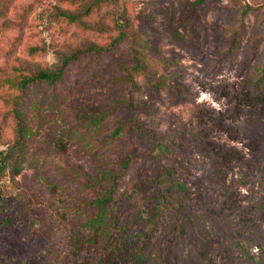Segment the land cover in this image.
I'll return each mask as SVG.
<instances>
[{"label": "rangeland", "instance_id": "1", "mask_svg": "<svg viewBox=\"0 0 264 264\" xmlns=\"http://www.w3.org/2000/svg\"><path fill=\"white\" fill-rule=\"evenodd\" d=\"M263 70L264 0H0V264H264Z\"/></svg>", "mask_w": 264, "mask_h": 264}, {"label": "trees", "instance_id": "2", "mask_svg": "<svg viewBox=\"0 0 264 264\" xmlns=\"http://www.w3.org/2000/svg\"><path fill=\"white\" fill-rule=\"evenodd\" d=\"M243 34V28H241L237 33L236 37L234 38V41L239 40V36ZM174 35L176 36L177 39H181L180 35L178 32L174 31ZM135 71H141L139 66H136L134 68ZM61 73L58 74H51L47 72H43L38 74L37 76L24 80L23 86L26 87L28 84H34L37 82H49L51 84H54L60 77ZM131 79V78H130ZM260 84L263 82L264 83V70H263V75L260 80ZM262 95V93H261ZM254 96H259L258 94ZM261 97V96H259ZM263 97V95H262ZM258 99V97H254ZM25 103V101L21 100L20 101V107ZM41 111L46 112L49 110V107H43V103H41ZM16 105L13 109H11L8 114H10L12 117H14L17 120V131H18V138L16 140V143L14 146H8L2 153H0V170H5L9 165L11 166V169L13 171V174H19L21 172V169L23 166L30 161V147H31V142L32 140L35 139V133L36 131H32L31 129L28 128V123L26 122V118H23L21 116V108ZM101 128V125L98 122H88L86 123V129L88 131H97ZM122 129H118L114 132V134L110 135V139L117 138L119 134L121 133ZM72 133V132H69ZM70 140L67 139L64 141L63 139H60L59 142L55 145L54 152L52 153L51 158L49 161L51 163H59L61 156L64 152V148L66 147V143H68ZM112 188H105V187H97L95 188V193H96V198L94 200V206L96 207L97 210V216L94 220L89 222V225L91 228H94L95 230L98 229L99 231L101 230V233L105 237V233L107 231V216L109 213V210L111 208V204L113 202V194L115 191V187L117 186V178L114 177L112 178ZM177 190H182L183 188L178 186L176 188ZM169 192V191H168ZM90 226H85L86 228H89ZM235 236L234 240L231 242L232 247L235 246H240V243L242 239L236 238ZM249 242L253 246H258L259 248L262 249V246H259L260 244H257L256 242H252V240H245ZM140 249L136 253L133 263L137 264H148L149 261V254L146 253V250L140 246ZM261 253H264L262 250ZM212 260L208 261L206 264H213L211 262ZM158 264H165L162 261H159ZM245 264H251V263H245Z\"/></svg>", "mask_w": 264, "mask_h": 264}, {"label": "built area", "instance_id": "3", "mask_svg": "<svg viewBox=\"0 0 264 264\" xmlns=\"http://www.w3.org/2000/svg\"><path fill=\"white\" fill-rule=\"evenodd\" d=\"M133 1H141V0H133Z\"/></svg>", "mask_w": 264, "mask_h": 264}]
</instances>
